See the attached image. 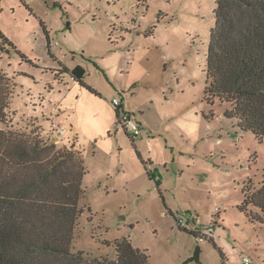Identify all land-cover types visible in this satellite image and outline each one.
<instances>
[{
	"label": "rangeland",
	"instance_id": "obj_1",
	"mask_svg": "<svg viewBox=\"0 0 264 264\" xmlns=\"http://www.w3.org/2000/svg\"><path fill=\"white\" fill-rule=\"evenodd\" d=\"M214 5L0 0L7 126L31 142L81 152L82 213L71 246L86 262L114 259V241L126 238L149 264H198L185 263L196 245L200 264H242V257L264 264V216L255 206L240 208L242 188L264 183V137L240 130L225 116L229 104L204 94ZM77 65L86 84L125 96V108L139 120L143 112L151 130L132 140L115 121L105 128L106 109L71 77ZM51 121L66 134L58 137ZM208 227L211 239L200 237Z\"/></svg>",
	"mask_w": 264,
	"mask_h": 264
},
{
	"label": "trees",
	"instance_id": "obj_2",
	"mask_svg": "<svg viewBox=\"0 0 264 264\" xmlns=\"http://www.w3.org/2000/svg\"><path fill=\"white\" fill-rule=\"evenodd\" d=\"M214 3L205 61V98L209 103L215 98L227 102L225 116L235 118L240 130L261 140L264 0ZM0 38L6 41L1 34ZM70 74L74 82L98 95L83 81L82 66H75ZM6 106L0 101V264H149L146 253L126 238L114 241V259L98 256L86 262L85 252L72 250L76 220L82 213L78 206L83 193L81 152L16 135L7 126ZM143 164L153 179V171L147 168L150 163ZM242 193L240 208L246 211L255 206L264 216V183L254 187L249 181ZM199 252L196 245L185 263L200 264Z\"/></svg>",
	"mask_w": 264,
	"mask_h": 264
},
{
	"label": "built area",
	"instance_id": "obj_3",
	"mask_svg": "<svg viewBox=\"0 0 264 264\" xmlns=\"http://www.w3.org/2000/svg\"><path fill=\"white\" fill-rule=\"evenodd\" d=\"M110 106L117 113V126L122 129L125 133H127L130 138L136 139L140 136L141 129L138 120L134 116L133 112L127 110L124 107V102L120 97H114L110 100ZM53 130L57 133L58 137H62L66 133L65 127L60 125H56L55 123L51 124ZM158 176L154 175L153 179L158 181ZM200 237L211 239L213 234V228L208 227L205 228L202 232H199ZM242 264H250V261L247 257H242Z\"/></svg>",
	"mask_w": 264,
	"mask_h": 264
},
{
	"label": "crops",
	"instance_id": "obj_4",
	"mask_svg": "<svg viewBox=\"0 0 264 264\" xmlns=\"http://www.w3.org/2000/svg\"><path fill=\"white\" fill-rule=\"evenodd\" d=\"M102 69H103V67H102ZM104 70V69H103ZM104 76V75H103ZM92 85H94L93 83H90V86H92ZM112 86H113V84H111ZM96 88H94L96 91H97V93H98V95H95V94H93V93H91L90 92V100H94L93 102H95V104H97V105H102L105 109H106V111H107V113H108V117L110 118V120H109V122H108V124L105 126V128L106 127H108V125L109 126H111V124H112V122L113 121H115V123H116V121H117V116H116V113H115V111H114V109L110 106V100L112 99V98H114V97H116V96H113L111 93H108V91H106V88H102L103 86H100V84H99V86H95ZM81 88H82V86H81ZM116 90L118 91V89L116 88ZM117 97H120V98H122V100H123V102H124V107H125V96H117ZM95 100H97V101H95ZM91 102V101H90ZM96 102H98V103H96ZM110 106V107H109ZM130 111V110H129ZM132 112V111H131ZM144 113L142 112L141 113V115H140V120L136 117V119L138 120V123L140 124V129L142 128H144V127H146V128H148V129H150L151 130V128L149 127V126H147V124H145L144 125V123H143V120L141 119V116L143 115ZM52 117V116H51ZM53 120V119H52ZM52 123H55L56 125H60V126H62V124H60V123H56V122H53V121H51ZM99 124H101V123H99ZM97 125L96 127L97 128H101V126H103V124H101V126L100 125ZM116 126H117V124H116ZM62 127H64V126H62ZM66 134V133H65ZM141 134V133H140ZM141 141V140H140ZM140 152V151H139ZM141 153V152H140ZM148 162H150L149 160H148ZM155 175V174H154ZM156 176H158V175H156Z\"/></svg>",
	"mask_w": 264,
	"mask_h": 264
}]
</instances>
